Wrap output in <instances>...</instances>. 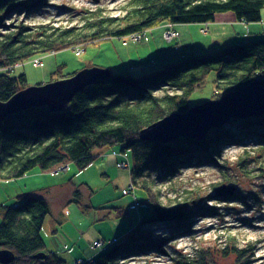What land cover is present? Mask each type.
<instances>
[{
    "label": "trees",
    "instance_id": "16d2710c",
    "mask_svg": "<svg viewBox=\"0 0 264 264\" xmlns=\"http://www.w3.org/2000/svg\"><path fill=\"white\" fill-rule=\"evenodd\" d=\"M46 5L47 0H0V101L29 86L24 74L12 77L8 68L35 55L105 38L122 39L160 24L164 31L172 23L178 33L176 24L206 23L217 13L228 11L240 21L258 22L264 10V0H126L118 16L96 7L76 12L64 24L53 20L28 24L31 14ZM193 54L199 53L159 59L139 74L111 72L76 93L59 111L32 107L6 117L0 123V180L18 179L36 167L51 172L68 163L82 170L93 162L94 149L114 144L130 153L131 184L135 186L144 172L153 169L169 176L192 162L215 163L214 156L228 144L256 142L264 149V115L232 118L211 128L203 140L185 136L166 143L139 139L142 128L169 114L186 112L191 107L190 94L211 73V99L264 77V36L215 52ZM74 73H52L50 81ZM140 188L147 194L149 211L142 214L125 240L111 243L82 264H117L124 256L159 248L144 233L145 225L173 223L176 234L190 227L198 211L190 209L188 202L166 206L148 186ZM75 195L74 201L79 202L78 192ZM49 211L46 198L36 193H23L13 203H0V250L13 255L5 264L65 263L45 250L42 227ZM235 251L232 246L230 252Z\"/></svg>",
    "mask_w": 264,
    "mask_h": 264
},
{
    "label": "rangeland",
    "instance_id": "374dc122",
    "mask_svg": "<svg viewBox=\"0 0 264 264\" xmlns=\"http://www.w3.org/2000/svg\"><path fill=\"white\" fill-rule=\"evenodd\" d=\"M125 1L47 0L27 23L53 20L64 24L76 12L96 7L118 16ZM163 28L160 24L143 31L145 40H134L129 34L124 41L113 37L88 43L80 47L79 55L72 48L41 53L8 72L12 77L24 74L28 85L46 83L52 73L66 76L92 66L139 74L159 59L203 55L264 36V10L258 22L240 21L228 11L206 23L176 24L179 36L170 43L162 38ZM34 58H40L42 65H33ZM212 91L213 73L190 94L189 105L211 99ZM244 143L223 147L212 164L192 162L169 176L157 169L144 172L137 186L131 184L130 153L121 150L120 144L107 145L94 149L93 162L82 170L68 163L57 171L42 172L36 167L18 179L0 180V203H13L23 193L44 196L50 209L42 227L45 250L58 255L64 264H81L111 243L125 240L149 211L147 194L140 188L143 184L159 203L188 202L198 212L190 227L179 234L174 233L173 223L143 226L159 248L124 256L117 264H264V149L256 142ZM222 186L232 188L231 192L218 194L216 189ZM76 192L79 202L74 201ZM232 246L236 253L230 252Z\"/></svg>",
    "mask_w": 264,
    "mask_h": 264
},
{
    "label": "water",
    "instance_id": "95a60500",
    "mask_svg": "<svg viewBox=\"0 0 264 264\" xmlns=\"http://www.w3.org/2000/svg\"><path fill=\"white\" fill-rule=\"evenodd\" d=\"M111 71L100 66L85 67L72 76L31 85L0 101V123L8 116L32 107L46 106L59 111L71 98L87 85L104 79ZM264 115V77L224 94L190 107L184 113L169 114L139 131V139L166 143L177 137L203 140L211 128L221 127L232 118ZM232 188L222 186L218 194L229 193ZM12 254L0 250V263H8Z\"/></svg>",
    "mask_w": 264,
    "mask_h": 264
},
{
    "label": "built area",
    "instance_id": "2783aa9c",
    "mask_svg": "<svg viewBox=\"0 0 264 264\" xmlns=\"http://www.w3.org/2000/svg\"><path fill=\"white\" fill-rule=\"evenodd\" d=\"M172 26H173V24L172 23H169L168 24V28L167 29H164V31H163V33H162V36H163V38H164V40L166 41V42H169V40H174L177 36H178V33L174 30V29H172ZM203 31H205V30H203ZM131 37H132V39H134V40H136L137 38H142V39H146V35H144V33H133V34H131L130 35ZM126 39V38H125ZM74 53L76 54V55H79L80 54V52H78V51H74ZM34 63L35 64H37L36 66H39V64H40V58H35L34 59ZM14 66H17L16 64L14 65ZM13 66V67H14ZM12 67V68H13ZM11 68V67H10ZM121 163H124V164H126L125 162H121ZM65 166H67V165H65ZM65 166H63V167H65ZM63 167H61V168H63ZM124 167H126V165L124 166ZM60 168H58L57 170H59ZM57 170H55V171H57ZM132 187V186H131ZM79 264V263H78ZM82 264V263H81Z\"/></svg>",
    "mask_w": 264,
    "mask_h": 264
},
{
    "label": "bare ground",
    "instance_id": "6f19581e",
    "mask_svg": "<svg viewBox=\"0 0 264 264\" xmlns=\"http://www.w3.org/2000/svg\"><path fill=\"white\" fill-rule=\"evenodd\" d=\"M148 30H149V29H148ZM254 39H255V38H254ZM80 47H81L80 45H76V46H73V47H71V48L73 49V51H81L82 49H81ZM34 59H35V58H34ZM34 59H32L31 62H32L33 65L36 66L37 64L34 63ZM24 61H25V60H24ZM21 63H23V61H22V62H16V65L19 66V64H21ZM39 65H42L41 59H40V64H39ZM14 67H15V66H14ZM14 67H13V68H14ZM48 82H51V81H48ZM46 83H47V82H46ZM42 84H44V83H42ZM36 85H39V84H36ZM29 86H31V85H29ZM27 87H28V86H27Z\"/></svg>",
    "mask_w": 264,
    "mask_h": 264
}]
</instances>
